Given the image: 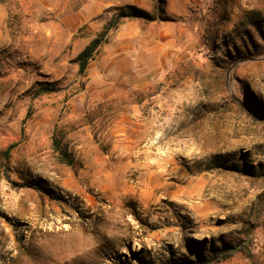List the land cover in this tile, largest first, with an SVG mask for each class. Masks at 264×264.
Listing matches in <instances>:
<instances>
[{
	"label": "rangeland",
	"instance_id": "1",
	"mask_svg": "<svg viewBox=\"0 0 264 264\" xmlns=\"http://www.w3.org/2000/svg\"><path fill=\"white\" fill-rule=\"evenodd\" d=\"M95 1L0 0V264H264V0Z\"/></svg>",
	"mask_w": 264,
	"mask_h": 264
},
{
	"label": "crops",
	"instance_id": "2",
	"mask_svg": "<svg viewBox=\"0 0 264 264\" xmlns=\"http://www.w3.org/2000/svg\"><path fill=\"white\" fill-rule=\"evenodd\" d=\"M58 3L57 1L53 6L48 5L45 11L32 14L31 28L40 36V41L45 44V50H67L68 52L77 50L78 54L88 43L84 38L78 36V30L85 25L89 16L80 11H69L62 1L60 4ZM95 3L100 8L104 2L96 0ZM6 19L7 12L0 2V33L6 29ZM146 44L148 49V42Z\"/></svg>",
	"mask_w": 264,
	"mask_h": 264
},
{
	"label": "trees",
	"instance_id": "3",
	"mask_svg": "<svg viewBox=\"0 0 264 264\" xmlns=\"http://www.w3.org/2000/svg\"><path fill=\"white\" fill-rule=\"evenodd\" d=\"M118 18H129V19L145 18L147 20H153L152 18H149V16H147L145 12L139 11L131 6H127L125 12H121L118 15ZM98 46H99V40L94 39L77 56L76 61L78 62V66H79L78 70L81 75L84 74L87 64L89 63L90 59L92 58ZM45 92H47V90H41L39 93L41 94ZM10 149L11 147H9L5 151V156H8ZM53 149L55 152L58 153L59 158H61L64 161V163H66L67 165H72V160L68 159V156L66 155L65 152H61V148L59 144L57 143V141H53ZM230 254H231V251L226 250L222 254V258H226L230 256ZM202 264H209V263L206 261H203Z\"/></svg>",
	"mask_w": 264,
	"mask_h": 264
}]
</instances>
